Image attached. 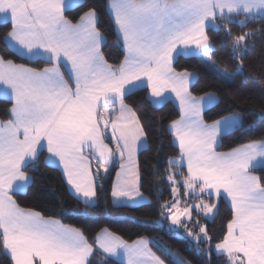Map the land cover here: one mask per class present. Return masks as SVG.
<instances>
[{
  "label": "snow or ice",
  "instance_id": "1",
  "mask_svg": "<svg viewBox=\"0 0 264 264\" xmlns=\"http://www.w3.org/2000/svg\"><path fill=\"white\" fill-rule=\"evenodd\" d=\"M77 9L83 10L72 17ZM106 10L123 53L119 63L109 62L100 14L84 0H0V39L15 49L12 56L0 52V87L10 92L8 119L0 120V253L11 264H92L97 255L109 264L122 250L127 264H166L149 247L154 238L130 245L107 228L90 236L19 199L29 191L38 194L42 158L45 167L58 164L73 194L88 204L98 199L104 177L117 164V177L125 179L113 184L112 198L132 204L145 199L138 149L151 134L130 102L144 90V99L156 104L174 93L179 107V119L168 124L178 156L164 173L172 199L158 204L159 224L170 221V234L175 226L183 228L204 264H212L213 255L218 264H264V140L217 151L220 140L241 127L242 113L233 110L208 122L205 112L218 103V94L196 93L197 74L175 66L182 58H198L231 81L235 73L211 55L210 33L231 38L242 68L249 38L264 37V0H106ZM241 15L235 23L242 28L253 21L262 26L233 35L234 18ZM13 57L43 59L45 65L31 67ZM225 199L230 218L226 230L216 232L201 219L214 218ZM73 212L61 205L62 215ZM177 264L192 261L181 257Z\"/></svg>",
  "mask_w": 264,
  "mask_h": 264
},
{
  "label": "trees",
  "instance_id": "2",
  "mask_svg": "<svg viewBox=\"0 0 264 264\" xmlns=\"http://www.w3.org/2000/svg\"><path fill=\"white\" fill-rule=\"evenodd\" d=\"M106 0H84L85 5L94 6L100 14V23L107 35V40L103 45V50L108 54L110 63H119L123 53L118 46L114 35L113 26L109 21V14L105 7ZM83 9H77L71 13L72 17L79 15ZM244 16L234 18L232 25L233 35L243 34L252 28H260L262 25L258 21L250 22L247 28H242L235 20H243ZM211 36L215 43L212 57L217 63L234 72V78L225 82L211 72L206 65L198 58H182L179 61L177 70L187 68L197 74L193 82L195 92H216L219 96L218 103L211 106L205 112L208 122L219 116L230 114L231 111H240L243 122L239 129L231 131L220 140V147L217 150L227 151L236 146L264 139V37L257 35L249 38L246 49L241 53L243 56V67L237 68L238 60L233 58L230 48L231 38L225 37L222 32L211 31ZM9 45L5 46L0 39V52L5 56H12ZM13 59L17 63H29L31 67H43V59L28 62L16 57ZM145 91L137 90L136 95L131 98L138 108V115L142 122L149 125L148 131L151 134L146 145L138 151V166L140 169L141 191L148 200L137 205L114 204L111 201V190L113 186L114 172L110 171L103 179V189L99 191L98 199L94 204H88L76 197L66 186L65 180L59 168L49 164L45 167L43 158L40 162V169L36 173L38 194L29 191L26 197H19L22 206L35 207L46 217H55L62 223L73 227L84 229L90 236L109 229L122 236L128 242L140 237L154 238L150 243L153 251L165 260L166 264H177L171 255L161 247L165 246L171 251H175L184 259L191 260L192 264H204L205 258L198 255L195 245L190 244L184 238V230H174L172 234L159 224L160 212L158 204L172 199L169 184L164 177L165 169L169 168V160L178 156L177 148L173 147L169 141L172 136L168 134V124L173 119L179 117L177 107L171 101H165L161 105H153L145 99ZM236 99L234 103L233 100ZM243 101V102H241ZM9 107L8 99L0 96V119H7L5 109ZM163 118L162 120L160 118ZM163 139V144L158 141ZM160 147L159 155L156 148ZM185 171V169L183 168ZM259 174V173H258ZM159 177V179H158ZM61 205L68 210H77L73 214H61ZM230 218V206L224 200L221 202L218 214L208 220L201 219V223L207 224L210 229L216 232L226 230V222ZM189 227L191 222L186 220ZM181 231V236H176L175 232ZM157 240L161 243L157 244ZM207 245H201L206 248ZM104 256L97 255L92 264H102ZM0 264H11L6 256L0 253ZM109 264H125L112 257ZM212 264H218L215 255L212 256Z\"/></svg>",
  "mask_w": 264,
  "mask_h": 264
},
{
  "label": "crops",
  "instance_id": "3",
  "mask_svg": "<svg viewBox=\"0 0 264 264\" xmlns=\"http://www.w3.org/2000/svg\"><path fill=\"white\" fill-rule=\"evenodd\" d=\"M105 7H106V2H105ZM108 12V11H107ZM108 14H109V12H108ZM260 15H262V16H264V12H261L260 13ZM9 45V47L11 48V49H13L14 51H15V49H14V47L12 46V44L11 43H9L8 44ZM63 70L65 71V73L67 74V70H68V65L65 63L64 65H63ZM191 72H193V71H191ZM195 73V72H194ZM196 80V77H194L193 78V82ZM9 95H10V92H8V90L7 89H5L4 87H0V96H2V97H5V98H7L8 99V97H9ZM165 101H171V102H173V104L177 107V109H178V111H179V107H178V101L175 99V94L174 93H169V94H167V99L166 100H163V101H160L159 102V104H156V102L155 101H153L152 102V104L153 105H161L162 103H164ZM228 115V114H227ZM8 119V118H7ZM177 119H179V117L177 118ZM0 120H3V119H0ZM6 120V119H5ZM172 139H173V137H172ZM261 140H264V139H260V140H255V142H259V141H261ZM251 142H254V141H251ZM251 142H248V143H251ZM245 144H247V143H245ZM144 146L146 145V144H143ZM242 145H244V144H242ZM111 146V145H110ZM143 146V147H144ZM240 146V145H239ZM143 147H141V148H143ZM236 147H238V146H236ZM236 147H234V148H236ZM233 149V148H232ZM140 150V149H139ZM138 150V151H139ZM229 150H231V149H229ZM229 150H227V151H229ZM217 151H220V150H217ZM227 151H221V152H227ZM170 160H171V158H170ZM170 160H169V162H170ZM50 164V163H49ZM51 165H54V166H56V167H59L60 168V166L58 165V164H51ZM184 169H185V172H186V165H184V167H183ZM111 171H113L114 172V176H113V181H114V178H116V173H117V171H120L119 170V168H116V169H114V168H112V170ZM66 186H67V184H66ZM67 188L69 189V187L67 186ZM73 193V192H72ZM111 201H112V196H111ZM225 201L227 202V204L230 206V203H229V201L227 200V199H225ZM113 202V201H112ZM114 203V202H113ZM64 224V223H63ZM101 235H103L104 233H102L101 231L99 232ZM138 239H135V240H133V241H131L130 243H133V242H135V241H137ZM149 247H151L150 246V244H149ZM152 251H153V249H152ZM154 252V251H153ZM114 258H116L117 260H120L121 262H124V261H122L120 258V256L119 255H117V256H114ZM125 264H127V261H125L124 262Z\"/></svg>",
  "mask_w": 264,
  "mask_h": 264
},
{
  "label": "rangeland",
  "instance_id": "4",
  "mask_svg": "<svg viewBox=\"0 0 264 264\" xmlns=\"http://www.w3.org/2000/svg\"><path fill=\"white\" fill-rule=\"evenodd\" d=\"M221 67V66H220ZM223 68V67H222ZM230 71V70H229ZM231 72V71H230ZM144 145L143 144H141L140 146H139V149H141V147H143ZM138 149V150H139ZM50 164H55V162L54 161H50ZM54 166V165H53ZM59 168V167H58ZM112 168H114V169H116V168H119V166H118V164L117 165H115V166H113ZM120 170V169H119ZM125 179V177L123 176V174L120 176V177H117L116 176V178H114V181H113V184L114 183H117V182H119V181H123ZM65 180V179H64ZM68 186V185H67ZM69 187V186H68ZM113 187V186H112ZM69 191L70 192H73V190L69 187ZM144 195V194H143ZM77 197V196H76ZM144 197H145V199H143V200H138L135 204H132V203H129V202H127L126 200L124 201V202H118V201H116V200H114L113 198H112V201L114 202V204H127V205H137V204H141V203H143V202H145V201H147L148 200V198H147V196H145L144 195ZM79 199H81L82 201H84L85 202V200L82 198V197H78ZM95 202H96V200H95ZM94 202V203H95ZM94 203H92V204H94ZM181 207H182V205H181ZM213 217H209L208 219H212ZM181 219L182 220H188V218L187 217H184V216H182L181 217ZM159 222V221H158ZM165 224L166 225H168V224H170V221H165ZM175 229L176 230H178V229H183V228H181V227H179V226H175ZM184 230V229H183ZM175 234H176V236H181V234H182V232L181 231H176L175 232ZM129 244L130 245H132L133 243H130L129 242ZM165 252H167V253H169L170 255H171V257H172V259L177 263L178 261H179V259L181 258V255L179 254V255H174V253H177V252H175V251H171V250H169L167 247H165V246H162L161 247ZM118 252H119V256L121 257L120 259L122 260V261H127V259H126V257H125V255L123 254V251L122 250H118Z\"/></svg>",
  "mask_w": 264,
  "mask_h": 264
}]
</instances>
